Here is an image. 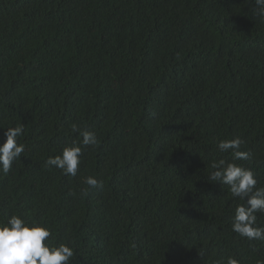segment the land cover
I'll list each match as a JSON object with an SVG mask.
<instances>
[{"label": "trees", "instance_id": "1", "mask_svg": "<svg viewBox=\"0 0 264 264\" xmlns=\"http://www.w3.org/2000/svg\"><path fill=\"white\" fill-rule=\"evenodd\" d=\"M255 0H0V225L51 230L70 264H264L232 230L246 201L208 179L224 159L264 187V17ZM77 131H73V127ZM84 147L75 177L49 157ZM239 137L248 160L221 152ZM92 176L102 188L88 191ZM264 227V213H256Z\"/></svg>", "mask_w": 264, "mask_h": 264}, {"label": "clouds", "instance_id": "2", "mask_svg": "<svg viewBox=\"0 0 264 264\" xmlns=\"http://www.w3.org/2000/svg\"><path fill=\"white\" fill-rule=\"evenodd\" d=\"M255 4L258 6L255 9L256 14L264 17V0H255ZM23 131V125H18L4 132L6 140L0 144V171L5 175L25 151V145L18 143V137ZM73 131H77L75 126ZM81 135L82 141L79 144L64 147L61 155L49 157L46 164L61 169L64 175L75 177L83 148L98 143L94 132L83 131ZM243 143L239 137L222 140L218 149L221 152L231 150L234 161L248 160L251 154L239 150ZM211 168L213 171L208 177L210 181L229 186L233 197L246 201V206L239 205L235 209L232 230L248 240L264 241V227L257 226L256 215L257 212L264 213V187H256L258 181L255 173L224 159L213 162ZM84 183L88 185V188L83 190L84 195L91 189L103 187V182L92 176L87 177ZM51 235L49 228L30 224L21 216L12 215L5 224L0 225V264H70L74 249L63 243L52 246L47 242ZM226 264H239V261L229 256Z\"/></svg>", "mask_w": 264, "mask_h": 264}]
</instances>
